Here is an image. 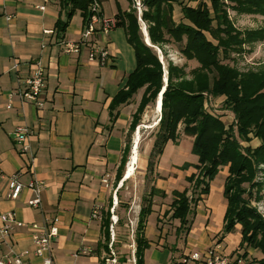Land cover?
I'll list each match as a JSON object with an SVG mask.
<instances>
[{
    "label": "crops",
    "instance_id": "1",
    "mask_svg": "<svg viewBox=\"0 0 264 264\" xmlns=\"http://www.w3.org/2000/svg\"><path fill=\"white\" fill-rule=\"evenodd\" d=\"M116 2L122 11L129 10V4L124 10L119 0ZM40 3L39 0H0V211H12L26 223H42L45 216L58 217L59 235L53 246L55 260L70 264L65 256L69 254L74 258L72 255L75 252L88 246L92 249L89 255H96L99 261L104 257L103 251H106L101 249V256L96 251L98 242L104 240L103 214L110 213L111 227L122 221L117 209L123 201V195L128 194L125 187L131 178L125 176L136 148V137L139 138L138 126L142 118L134 131L131 125L145 88L140 89L127 103L121 104L115 110L114 117L110 104L126 86L129 74L136 68L135 50L126 40L125 28L116 27L108 34L94 37V45L106 49L110 56L107 63H101L91 60L90 46L81 43L86 28L82 16L74 20L75 24L80 25L72 29L74 21H71L64 38L60 39L56 32H46L55 30L61 13L59 1L51 0L44 10L38 7ZM101 10L104 17L113 18L116 15L107 16L103 2ZM65 41L80 42L79 52H65ZM35 63H40L46 73L45 106L41 109L18 95L24 87L23 79L30 74ZM15 64H18L17 69L14 68ZM9 105L11 108H8ZM158 113L162 116V111ZM18 126H28L33 130L27 153L21 152L20 145L12 136ZM180 139L178 144L169 141L161 156H164L168 145H179ZM148 145L141 159L138 146L137 161L134 163L135 166L139 160L145 162L144 176H147L148 171L155 174V166L153 171L149 168L153 138ZM127 146L130 148L126 152ZM123 158L126 162L122 165ZM179 159H172L168 175L159 166L158 173L162 176L154 180L151 186L165 192V196H153L152 214L156 216L157 225L160 217L155 204L157 195L167 198L171 194L173 197L175 190L184 191L187 189L186 183H189L188 177L196 170L194 166L198 161L183 162ZM187 163L192 165L183 168ZM107 175L108 185L103 181ZM12 176H16L25 186L32 180L44 184L41 208L29 205L35 193L28 187L18 199L9 198ZM221 189L224 193V185ZM208 196L203 198L204 201ZM143 205H138L139 209L133 215L136 227ZM96 209L100 210L101 216L93 217ZM226 209V205L220 204L222 220L218 228L212 231L211 209L207 208L205 213L208 222L200 242L208 249L219 241L226 254L234 255L237 249L228 251L223 243L230 236V233L222 234ZM216 235H220L222 241L215 239ZM14 242L18 250L32 249L31 230L27 227L17 229ZM186 243V250L185 245L182 247V254L186 257L180 260V264H186L191 259L194 243L188 238ZM174 245L166 244L161 239L157 247L161 246L165 251L167 247L170 250L179 248ZM254 251L253 248L248 249L250 257ZM33 262L37 263L38 260L34 259Z\"/></svg>",
    "mask_w": 264,
    "mask_h": 264
},
{
    "label": "trees",
    "instance_id": "2",
    "mask_svg": "<svg viewBox=\"0 0 264 264\" xmlns=\"http://www.w3.org/2000/svg\"><path fill=\"white\" fill-rule=\"evenodd\" d=\"M92 1L59 0L61 13L53 32L63 39L77 11L83 17L84 25H87L93 14ZM97 1L102 3L105 0ZM142 2L147 8L143 18L149 22L148 34L151 42L162 46L172 40L176 43L185 41L182 53L189 60H197L200 67L193 70L191 78L187 80L184 70L171 65L165 85L162 65L157 54L143 40L135 8L128 11L119 8L115 15L116 27L125 28L127 39L135 50L136 68L129 74L126 86L113 98L110 104L111 114L115 117V110L121 104L127 103L140 89L145 88L138 111L133 117L131 130L134 131L147 106L156 101L165 88L162 116L151 151L149 168L153 171V158H159L164 153L169 141L179 143L180 124L184 125L183 134L192 137V152L198 157V163L194 166L198 173L192 174L187 181L194 188H200V196L191 197L188 189L173 192L169 212L173 219L179 221L176 231H185L186 234L190 232L193 202L197 206L203 195L209 194L211 182L223 167L229 166L224 183L227 209L222 233L229 234L237 224H241L242 237L239 248L253 247L260 250L263 256L257 263L264 264V225L256 228V232L262 231V237L257 240L251 235L249 230L252 228L245 221L252 214L256 215V211L244 198H240V189L231 194L233 188H230L229 184V181L241 176L245 171L251 177L258 169L257 166L264 164V66L259 71L241 72L221 61L222 54L228 58L232 50L240 54L245 51V44L264 40V28L248 31L237 29L229 17L228 10L238 14L264 16V0H210V6L203 1L196 7L184 5V19L189 22L179 24L172 19L174 0ZM209 96H225L224 103L234 112L236 121L227 126L222 119L208 112L205 106ZM251 134L262 139L260 146H243L242 140H249L250 143ZM129 148L130 146L126 147V152ZM125 162L126 159L123 158L122 165ZM191 165L187 163L183 168ZM156 194L165 196V192L153 186L150 197L144 199L145 203L139 214L135 238V264H145V253L151 246L146 236V224L148 216L153 212V196ZM110 223V213L103 214L104 240L99 241L96 248L100 256L101 249L111 253ZM247 255L245 252L243 256ZM106 258H100L98 264H107Z\"/></svg>",
    "mask_w": 264,
    "mask_h": 264
},
{
    "label": "rangeland",
    "instance_id": "3",
    "mask_svg": "<svg viewBox=\"0 0 264 264\" xmlns=\"http://www.w3.org/2000/svg\"><path fill=\"white\" fill-rule=\"evenodd\" d=\"M59 1V0H58ZM117 0H106L103 1V6L106 11V15L110 16L117 13L119 10ZM206 2L209 6L211 4L210 0H174L173 6V21L177 24L189 22L187 19H184L183 15V6H192L196 7L200 2ZM95 0L92 1V3ZM129 2V3H128ZM120 5L125 10L128 8L129 10L135 8L133 5V0H119ZM144 5V4H143ZM119 9V8H118ZM144 11L147 8L144 6ZM136 10V9H135ZM128 11V10H127ZM137 11V10H136ZM229 17L232 19L234 26L237 29L242 31L246 30H256L264 28V16L263 15H249V14H238L231 9L228 10ZM81 17L80 13L77 11L71 21L79 20ZM73 23L72 29L74 26H79L80 24ZM141 27V34L143 36L144 42L157 54L159 61L162 65L164 83L168 82L169 78V68L171 65H174L178 68H181L185 71L187 80L191 78V72L196 68L200 67V64L195 59H187L182 53V48L185 44L176 43L173 40L169 43H164V45H155L146 41L147 37L145 34V30L148 32L149 30V22L145 21L143 18V22L138 21ZM71 25V24H70ZM69 28V27H68ZM68 30V29H67ZM121 31V30H119ZM122 32V31H121ZM73 33V30H72ZM122 34V33H121ZM210 38L211 36L208 35ZM124 37V35H123ZM150 38V37H149ZM129 43L128 39L126 38ZM130 44V43H129ZM131 45V44H130ZM133 47V46H132ZM242 53L238 54L234 50L229 53L228 58L221 56V61L224 64H228L230 66L236 67L241 72L247 71H259L264 66V40H256L251 43H247L243 47ZM180 80V79H178ZM164 89V88H163ZM160 94L163 93V90ZM159 94V96H160ZM135 96V95H134ZM133 96V97H134ZM158 96V97H159ZM158 99V98H157ZM206 109L208 112L213 113L218 118L222 119L223 122L227 126L231 125L236 121V117L234 112H232L229 108L226 107L224 101L225 96L213 97L209 96L206 100ZM159 117H161V113H158L156 110V101H152L143 114L142 123L138 128L140 129V144L139 151L141 152V157H144L142 152L148 148V143L150 144L152 138L155 141L156 134L159 130ZM137 128V129H138ZM151 128V129H150ZM184 125L180 124L179 130L181 135V142L179 145H168L165 151L164 156H160L159 158H153L154 166H155V174L150 173L148 171L147 176H144L146 164L145 162H140L135 164V173L128 180V186L126 185L125 189L128 191V194L123 195L122 202H120V207L117 209V212L122 216V221L119 224H114L111 227V244L110 249L111 253L107 251H103L102 255L104 257H108L107 263L116 260V264H135V251H136V224L134 222V216L139 209L138 205H143L145 203L144 199L148 197L152 184L154 180L157 178H161V174L158 173L159 166L162 168L161 170L165 171L166 175H168L171 165L172 159L179 157L181 161H198V157L192 153L193 148V139L190 136L183 134ZM137 131V130H136ZM135 131V132H136ZM134 132V133H135ZM135 135V134H134ZM250 143L249 140H242L243 146H253L258 147L263 142L260 137L255 136V134L250 135ZM138 150V149H137ZM244 152V151H243ZM131 157V156H130ZM163 157V158H162ZM235 162V161H234ZM238 162V160H237ZM229 167V166H228ZM228 167H223L222 171L216 176L214 182L211 183L213 188L210 189L209 196L207 200L201 199L197 206L193 202V213L190 216V220H192L191 230L188 234L185 231L177 232L175 228H177L176 223L179 221L172 218L170 211V205L173 201L172 194L167 198H164L160 195H157L155 204L156 209L159 214L158 225L156 223V216L152 214L148 218V224L146 229L147 237L152 241V246L146 250L145 253V264H180V260L185 258L186 255H183L182 247L185 245V250L187 248L186 240L187 238L191 243H194L192 254L195 252H203L206 249V245L200 242L201 236L204 233V228L207 225V208H210V226L212 231L218 228L220 222L222 220V216L220 213V204L227 206V199L224 196L222 191V187L225 183V179L228 176ZM256 172L249 177V173L247 171L243 172L241 176L234 177L231 181H229L230 188H233L231 194H235L238 189H240V198H244L251 207L256 211V215L252 214L248 220H245L250 228L249 231L254 238L260 239L262 237V231L258 230V234L256 232V228L263 226L264 223V164H259L257 166ZM163 173V172H162ZM198 173L196 169L194 173ZM191 174V175H192ZM227 174V175H226ZM226 175V176H225ZM235 186H237L235 188ZM186 188L189 190V195L194 198H198L200 196V188H194L190 183H186ZM207 195H203L202 198H206ZM133 205H136L135 207ZM134 207V208H133ZM159 208V210H158ZM198 210V211H197ZM167 212V213H166ZM169 212V213H168ZM158 226V227H157ZM261 228V227H260ZM241 232L242 225L237 224L235 229L230 232V236L223 243L229 249L228 251L235 250L234 255H240L244 259H247L248 263H257L259 257L262 256L260 250L255 249L253 255L249 256L248 249L249 248H238L241 242ZM223 234V233H222ZM219 238L222 241L220 235H216L215 239ZM161 239L165 240L166 244L174 243V246H179L178 249H171L167 247V251L163 249V247L159 245ZM240 251V252H239ZM247 252V257H244V253ZM66 259L70 262V264H98L99 261L96 258V255H81L78 258H72L69 254L65 256ZM261 259V258H260ZM186 261V260H185ZM186 264H198L195 260L190 259L186 262Z\"/></svg>",
    "mask_w": 264,
    "mask_h": 264
},
{
    "label": "built area",
    "instance_id": "4",
    "mask_svg": "<svg viewBox=\"0 0 264 264\" xmlns=\"http://www.w3.org/2000/svg\"><path fill=\"white\" fill-rule=\"evenodd\" d=\"M41 3L38 6L41 10L46 8V5L51 0H39ZM138 20L143 22V2L142 0H133ZM93 14L89 23L86 25L82 33L81 43H87L91 50L89 58L91 60H98L99 62H108L110 56L106 49L95 46L93 41L98 34H108L111 30L116 28L115 17H104L101 14V3L97 0L91 8ZM52 33L53 31H46ZM80 42L65 41L63 42L64 51L67 53L79 52ZM14 68H18L15 64ZM24 87L19 91V97L27 102L33 103L37 108H44L45 98L44 90L46 88V73L44 67L40 63H35L30 74L23 79ZM11 108V105L8 106ZM33 130L28 126H18L13 132L12 136L16 143L20 145L22 153H27L30 150L29 141ZM108 178L103 181L108 185ZM28 187L33 190L35 197L29 200V205L33 208L42 207V191L44 184L37 180H32L27 186L12 176L9 181V198L16 200L20 197L23 190ZM101 216L99 209L93 213V217ZM58 217H47L43 219L42 223H26L19 220L12 211H0V264H61L57 262L53 256V246L56 238L59 235ZM27 227L31 230V240L33 248H26L23 250L16 249L14 242V235L17 229ZM92 249L88 246H83L80 250L75 252L72 256L78 258L80 255H89ZM190 258L199 262L200 264H255L248 263L247 259L240 257V255H228L224 252L220 242H216L203 252H195L191 254ZM38 260L34 263L33 260ZM106 259V263H107ZM116 264V260L107 263Z\"/></svg>",
    "mask_w": 264,
    "mask_h": 264
},
{
    "label": "bare ground",
    "instance_id": "5",
    "mask_svg": "<svg viewBox=\"0 0 264 264\" xmlns=\"http://www.w3.org/2000/svg\"><path fill=\"white\" fill-rule=\"evenodd\" d=\"M144 32L146 34L147 41L150 42L148 32L146 30ZM162 106H163V94H160V96L158 97L157 102H156L157 112L162 111ZM159 121H160V119H159ZM158 124H159V122H158ZM138 135H139V138L137 139V137H136V148H135V151L133 152L131 163L129 164L127 172H126L125 178H127V179L131 178L133 176V174L135 173L134 163H136V161H137L136 153H137V149H138L139 142H140V131L138 132Z\"/></svg>",
    "mask_w": 264,
    "mask_h": 264
}]
</instances>
